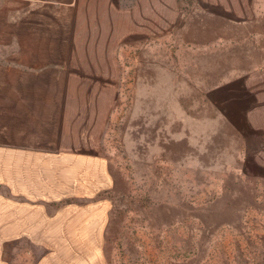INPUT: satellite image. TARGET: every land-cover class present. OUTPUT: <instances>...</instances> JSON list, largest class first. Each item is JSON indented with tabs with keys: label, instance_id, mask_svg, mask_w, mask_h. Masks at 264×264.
Listing matches in <instances>:
<instances>
[{
	"label": "rangeland",
	"instance_id": "1",
	"mask_svg": "<svg viewBox=\"0 0 264 264\" xmlns=\"http://www.w3.org/2000/svg\"><path fill=\"white\" fill-rule=\"evenodd\" d=\"M71 8L109 188L0 209V264H264V0Z\"/></svg>",
	"mask_w": 264,
	"mask_h": 264
},
{
	"label": "crops",
	"instance_id": "2",
	"mask_svg": "<svg viewBox=\"0 0 264 264\" xmlns=\"http://www.w3.org/2000/svg\"><path fill=\"white\" fill-rule=\"evenodd\" d=\"M72 3L0 0V209L109 188L106 158L82 148L97 73L69 56Z\"/></svg>",
	"mask_w": 264,
	"mask_h": 264
}]
</instances>
